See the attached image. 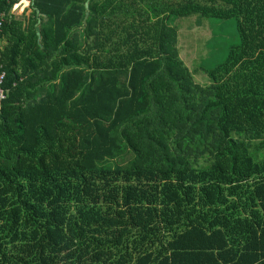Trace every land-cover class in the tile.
Wrapping results in <instances>:
<instances>
[{"label":"trees","instance_id":"16d2710c","mask_svg":"<svg viewBox=\"0 0 264 264\" xmlns=\"http://www.w3.org/2000/svg\"><path fill=\"white\" fill-rule=\"evenodd\" d=\"M19 1L0 264H264V0ZM194 15L237 29L206 89L178 51Z\"/></svg>","mask_w":264,"mask_h":264},{"label":"rangeland","instance_id":"374dc122","mask_svg":"<svg viewBox=\"0 0 264 264\" xmlns=\"http://www.w3.org/2000/svg\"><path fill=\"white\" fill-rule=\"evenodd\" d=\"M29 4L30 0H20L16 3L13 13L17 18L28 17ZM176 23L179 27V49L177 48L180 53L179 57L191 70L192 80L195 84L206 89L211 85V81L208 75L203 72V68H212L222 62L238 43L234 19L218 20L194 15L181 18ZM250 151L252 152V150Z\"/></svg>","mask_w":264,"mask_h":264},{"label":"built area","instance_id":"2783aa9c","mask_svg":"<svg viewBox=\"0 0 264 264\" xmlns=\"http://www.w3.org/2000/svg\"><path fill=\"white\" fill-rule=\"evenodd\" d=\"M3 20H4V17H0V29L2 27ZM5 77H6V75H5L4 72L0 73V102L6 96V92H5V89L3 87L4 81H5Z\"/></svg>","mask_w":264,"mask_h":264},{"label":"crops","instance_id":"0c3cea01","mask_svg":"<svg viewBox=\"0 0 264 264\" xmlns=\"http://www.w3.org/2000/svg\"><path fill=\"white\" fill-rule=\"evenodd\" d=\"M29 6V5H28ZM25 9V8H24ZM23 9V11H24ZM8 44V41L6 39H4L1 43V48H4L6 45Z\"/></svg>","mask_w":264,"mask_h":264},{"label":"water","instance_id":"95a60500","mask_svg":"<svg viewBox=\"0 0 264 264\" xmlns=\"http://www.w3.org/2000/svg\"><path fill=\"white\" fill-rule=\"evenodd\" d=\"M37 35H39L40 34V31H39V29L37 28ZM38 39H40V37L38 38Z\"/></svg>","mask_w":264,"mask_h":264}]
</instances>
